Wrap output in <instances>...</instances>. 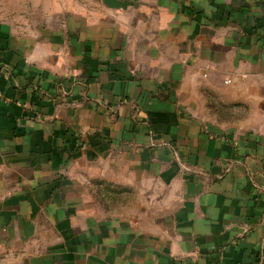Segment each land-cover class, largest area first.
Listing matches in <instances>:
<instances>
[{
  "label": "crops",
  "instance_id": "crops-1",
  "mask_svg": "<svg viewBox=\"0 0 264 264\" xmlns=\"http://www.w3.org/2000/svg\"><path fill=\"white\" fill-rule=\"evenodd\" d=\"M0 264H264V0H0Z\"/></svg>",
  "mask_w": 264,
  "mask_h": 264
},
{
  "label": "built area",
  "instance_id": "built-area-1",
  "mask_svg": "<svg viewBox=\"0 0 264 264\" xmlns=\"http://www.w3.org/2000/svg\"><path fill=\"white\" fill-rule=\"evenodd\" d=\"M0 96H1V91H0Z\"/></svg>",
  "mask_w": 264,
  "mask_h": 264
}]
</instances>
